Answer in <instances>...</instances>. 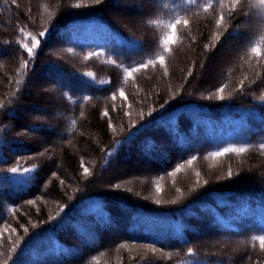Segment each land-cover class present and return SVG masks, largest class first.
<instances>
[{
    "label": "trees",
    "instance_id": "16d2710c",
    "mask_svg": "<svg viewBox=\"0 0 264 264\" xmlns=\"http://www.w3.org/2000/svg\"><path fill=\"white\" fill-rule=\"evenodd\" d=\"M210 2L0 0V264H264V7L246 0L217 42ZM177 16L191 35L164 53ZM25 33L41 43L22 70Z\"/></svg>",
    "mask_w": 264,
    "mask_h": 264
},
{
    "label": "snow or ice",
    "instance_id": "6c2138e0",
    "mask_svg": "<svg viewBox=\"0 0 264 264\" xmlns=\"http://www.w3.org/2000/svg\"><path fill=\"white\" fill-rule=\"evenodd\" d=\"M246 2V0H218L219 3V13L218 15L214 16V24H215V28L217 29L216 32L213 33L214 39L219 42L220 40V33H219V29H222L226 22H227V18L228 16H230L233 12L236 11L237 7H243V4ZM92 3L94 4H100L102 3V0H92ZM181 3L185 4V6H193L197 9H202L204 13L208 14L210 12V10L215 11L216 10V4H214L213 2H210V0H203V2L201 3L200 0H181ZM258 4L261 7H264V0H258ZM82 5L80 3H76L74 5H72V7L75 8H79ZM87 6V5H84ZM225 9L227 10V12H225ZM189 11H191V8H188ZM193 15H198V13H193ZM148 23H155V21H149ZM167 28L169 29L168 34L160 41V44L163 48V52L167 53L169 51V45L173 44L175 42V39L177 37V30L178 28L180 29H189L188 35H191V30H190V22L188 19H182L181 17L177 16L174 21L170 22L167 25ZM21 32H23V28H21ZM27 38H30L31 40V46H29L27 43L24 44H20L19 47L24 49L27 53L28 59L24 60L21 64H20V68L22 70L27 69L29 63L31 62V59L34 57L35 55V50L39 47L41 41L40 39L37 38V36L35 35H30L25 33ZM39 37H44L46 35L45 32H40ZM194 40V37H193ZM19 43V42H17ZM208 45H205V48H207ZM213 47H215V45H213ZM69 51H71V49H69ZM252 53H254L256 56H260V55H264V53H262L258 48L253 47L251 49ZM100 53H95V52H91L89 53L87 56L84 57L85 60L89 59L90 57L94 56V55H99ZM157 62H159V64L163 67L165 64V58L163 55H158L156 57L155 60L153 59H149L146 63L141 64L139 67H135V68H124V79L127 80L130 76H132V74L134 72H138L140 70V68H147L149 65H155ZM109 64H114L116 63L114 60L109 59L108 60ZM120 65H118L119 67ZM194 66V65H193ZM167 70L165 69V75H167ZM87 76H92L93 73L88 72L86 73ZM192 75V69H189L187 76L185 77V79L188 78V76ZM17 83H20V81H17ZM101 83H104V81H101ZM243 87V81H241V88ZM239 90V89H238ZM223 92V87L221 88H217L216 93L217 96L216 98L219 100H223L225 99V97L223 95H220V93ZM120 95L123 97L124 96V92L120 91ZM113 100L115 99V95H113ZM207 98H210L207 97ZM85 100H88L89 97L85 96L84 97ZM261 100H264V96L260 97ZM163 107V106H161ZM0 108H3V105H0ZM115 110V109H113ZM104 116H109V112L107 110H105L103 112ZM75 124V121H73V125ZM109 127L112 128V123H111V118H109ZM34 129H28V131H31ZM261 150L264 151V144L260 145ZM246 151V149L244 147H225L223 148L221 151L218 152H213L211 153L212 156L214 157H218V156H223L227 153H244ZM195 159V157H193L192 159L188 160V163L191 164L193 162V160ZM83 167V165H82ZM182 167V165H178L176 168V172H178L180 170V168ZM35 170V165L32 168H23V172L28 173V172H32ZM20 171L19 167H12L8 169V172L10 173H18ZM84 172L85 174L88 173V169L84 168ZM174 173H170V175H173ZM53 175H56L55 173H53ZM197 176H199V173H196ZM228 175L231 176L232 172L231 169L229 168L228 171ZM64 181L61 180V184H63ZM160 189L159 187H157V192H159ZM177 192L180 191V189H176ZM28 204H32L33 201H28ZM156 203H160L159 200L156 201ZM172 203H175V201H172ZM51 218V217H50ZM25 231H27V229H25ZM253 240L258 241L259 242V246L261 248L262 251H264V234L258 235V236H253L252 237ZM155 251V250H154ZM189 253H191V249L188 250Z\"/></svg>",
    "mask_w": 264,
    "mask_h": 264
},
{
    "label": "rangeland",
    "instance_id": "374dc122",
    "mask_svg": "<svg viewBox=\"0 0 264 264\" xmlns=\"http://www.w3.org/2000/svg\"><path fill=\"white\" fill-rule=\"evenodd\" d=\"M126 16H129L130 20H132V17H134L133 13H129L128 15ZM237 39L235 38H232L230 41H228L222 48V52H223V55L224 56H221V60H220V63L222 61L225 62L227 61L231 56H232V51H233V44L235 43ZM232 43V44H231ZM208 69H211L213 68V66L211 64L208 63V65L206 66ZM214 69V68H213ZM133 164L135 165V162H133L132 164L131 163H126L125 165H120L122 166V170H124L125 172H128V173H132L133 171L132 170H135V166H133Z\"/></svg>",
    "mask_w": 264,
    "mask_h": 264
}]
</instances>
